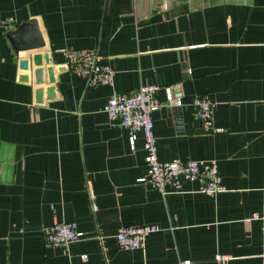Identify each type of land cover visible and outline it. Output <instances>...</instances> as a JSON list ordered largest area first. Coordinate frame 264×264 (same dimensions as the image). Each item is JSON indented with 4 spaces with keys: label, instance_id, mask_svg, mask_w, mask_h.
<instances>
[{
    "label": "crops",
    "instance_id": "1",
    "mask_svg": "<svg viewBox=\"0 0 264 264\" xmlns=\"http://www.w3.org/2000/svg\"><path fill=\"white\" fill-rule=\"evenodd\" d=\"M37 31L44 46L21 51ZM67 49L97 52L113 86L68 68ZM36 54L41 85L35 67L20 69ZM146 84L159 87V159L215 161L223 192L187 183L164 195L139 181L144 135L132 148L104 108ZM198 97L217 103L224 132L195 118ZM60 222L84 238L46 248ZM143 225L160 231L120 249L119 228ZM217 253L264 264V0H0V264H215Z\"/></svg>",
    "mask_w": 264,
    "mask_h": 264
},
{
    "label": "built area",
    "instance_id": "2",
    "mask_svg": "<svg viewBox=\"0 0 264 264\" xmlns=\"http://www.w3.org/2000/svg\"><path fill=\"white\" fill-rule=\"evenodd\" d=\"M72 71L83 74L94 85L113 86L115 72L100 62L99 55L93 50L67 49L64 51ZM159 87L155 84H146L137 91L127 94H114L105 105L104 111L112 122L126 129L130 135V144L134 148L137 134L143 133L146 152L148 174L139 181L153 189L167 194L169 190L176 193L184 192L187 183L199 184V192L213 196L225 190L218 164L215 161L201 160H174L163 162L159 159V149L155 135L153 114L161 107L156 98ZM175 105L181 107L182 100L178 99ZM194 116L206 131L213 134L224 132L215 124L217 103L209 97H198L193 103ZM260 218L259 214H254ZM160 231L156 225L122 226L116 234V241L122 250H136L146 246L149 236ZM84 233L75 223L60 222L49 226L44 234L46 248L63 247L81 241ZM215 264H230V257L224 253H217ZM182 264H191L185 260Z\"/></svg>",
    "mask_w": 264,
    "mask_h": 264
},
{
    "label": "water",
    "instance_id": "3",
    "mask_svg": "<svg viewBox=\"0 0 264 264\" xmlns=\"http://www.w3.org/2000/svg\"><path fill=\"white\" fill-rule=\"evenodd\" d=\"M43 46H44V41L42 39L41 34L37 31L36 32V42L29 45V46L28 45L23 46L20 48V50L21 51L36 50V49H39ZM44 57H45L46 65H50V60H49L48 56L45 55ZM43 59L44 58L41 54H36L32 57V60L26 59V60H22L20 62V69L23 71H30V69L35 67L33 72H34V77L37 80V85H41L43 83V76H44V69L42 68L44 65ZM48 73H49V77H50V82L53 83L55 81L54 69L49 67ZM28 79H29L28 76H26V75L22 76L23 81H28ZM48 92H51V94H52V90L51 91L49 90ZM36 96H37L38 102H42L43 90H41V89L37 90Z\"/></svg>",
    "mask_w": 264,
    "mask_h": 264
}]
</instances>
